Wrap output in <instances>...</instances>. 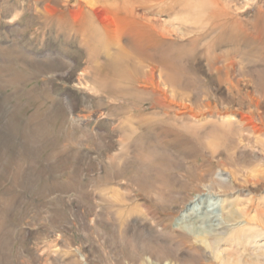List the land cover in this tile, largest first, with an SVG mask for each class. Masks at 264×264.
Listing matches in <instances>:
<instances>
[{
  "label": "rangeland",
  "instance_id": "1",
  "mask_svg": "<svg viewBox=\"0 0 264 264\" xmlns=\"http://www.w3.org/2000/svg\"><path fill=\"white\" fill-rule=\"evenodd\" d=\"M263 242L264 0H0V264H264Z\"/></svg>",
  "mask_w": 264,
  "mask_h": 264
},
{
  "label": "bare ground",
  "instance_id": "2",
  "mask_svg": "<svg viewBox=\"0 0 264 264\" xmlns=\"http://www.w3.org/2000/svg\"><path fill=\"white\" fill-rule=\"evenodd\" d=\"M106 5V4H105ZM99 9H102V8H99ZM97 10V9H96ZM96 14V17L104 24V25H114V23L116 22V16H115V13H112L110 12L108 9L107 10H102V11H97L95 12ZM242 112V111H241ZM239 121L242 122V123H245L247 124L248 126H250L251 128H253L254 131H256L255 129L258 127L255 123L257 121V118L256 116L253 114V112L251 111H248V112H242L240 115H239ZM259 128V127H258ZM260 130V129H259ZM224 181H227V179L225 178ZM207 192V191H206ZM206 192H198L197 196H196V201H200V200H204V196H206ZM195 201V200H194ZM192 201V202H194ZM211 204H214L211 203ZM223 205L221 204L220 207L221 209L218 210V206L216 207L217 210L215 212V216H217L219 219H216V220H221L222 221H219L218 224H213V231H217L219 230L220 228H222V224L225 223V219H226V213L224 212V207H222ZM226 206V205H225ZM218 212V213H217ZM203 214L201 216H199L198 218H207L209 219L210 218V212L208 211H203L202 212ZM212 214H213V211H212ZM211 214V215H212ZM231 215V214H230ZM214 217V216H213ZM227 217H228V214H227ZM195 218V217H194ZM233 218V217H232ZM213 219V218H212ZM230 221V220H229ZM240 221V220H239ZM227 223V222H226ZM229 223V222H228ZM240 224V223H239ZM238 225V224H237ZM244 225V224H243ZM198 228H200L199 226H197ZM241 228V227H240ZM245 228V227H243ZM210 232V233H211ZM216 235V234H214ZM219 235V234H218ZM223 236V235H222ZM250 236V235H249ZM217 237V236H216ZM200 240V238H199ZM207 240V239H206ZM205 241V240H204ZM206 242V241H205ZM212 242V241H211ZM256 243V242H255ZM214 244V243H212ZM211 244V246H212ZM261 244V243H259ZM207 245V244H206ZM210 246V247H211ZM264 246V242L261 244V247ZM218 248V247H217ZM258 249H260V247H258Z\"/></svg>",
  "mask_w": 264,
  "mask_h": 264
}]
</instances>
